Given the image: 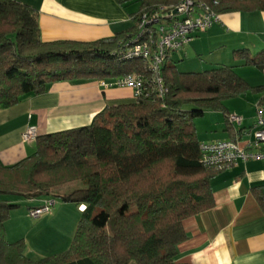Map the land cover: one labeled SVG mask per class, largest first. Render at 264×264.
Returning a JSON list of instances; mask_svg holds the SVG:
<instances>
[{
    "label": "trees",
    "instance_id": "16d2710c",
    "mask_svg": "<svg viewBox=\"0 0 264 264\" xmlns=\"http://www.w3.org/2000/svg\"><path fill=\"white\" fill-rule=\"evenodd\" d=\"M216 1L217 12L264 9V0ZM177 2L141 0L134 24L112 37L45 42L36 9L0 0V106L26 93H43L57 81L80 83L133 72L148 78L140 60L120 59L119 50L143 12ZM234 56L264 69V49H241ZM160 72L166 88L162 97L146 83L142 96L105 105L87 125L37 135L31 155L11 165L0 162V264H180L177 245L187 238L182 221L213 206L211 179L218 172L199 161L195 119L216 110L228 122L224 101L252 87L231 65L178 71L167 59ZM73 182L78 186L49 192ZM252 191L264 211V192L260 187ZM41 197L84 208L68 248L32 260L22 239L6 240L4 223L18 198Z\"/></svg>",
    "mask_w": 264,
    "mask_h": 264
},
{
    "label": "crops",
    "instance_id": "0c3cea01",
    "mask_svg": "<svg viewBox=\"0 0 264 264\" xmlns=\"http://www.w3.org/2000/svg\"><path fill=\"white\" fill-rule=\"evenodd\" d=\"M18 1L37 10L40 38L45 42H91L112 37L134 24L133 15L141 3V0ZM241 49L251 53L264 49V9L249 6L220 11L217 21L207 30L195 34L177 56L168 58L177 70L179 65L193 68L182 71L231 65L252 87L224 101L229 113L241 117L239 124L227 122L224 114L216 110H206L195 119L199 142L231 139L228 125L234 138H248L255 120L256 104L264 116V69L245 64L235 57L234 52ZM99 81L52 82L43 93H26L14 104L0 106V162L11 165L35 151V139H22L28 126L36 127L37 136L87 125L105 105L134 99L131 88H103ZM209 118L213 121H208ZM240 129L242 133L236 134ZM253 187H260L264 192L262 160L238 162L216 172L211 179L214 204L183 219L187 238L177 245L175 262L264 264V211L253 194ZM45 198H29L33 204L27 209L40 205ZM58 203L46 215L49 220L58 214L57 217L68 216L70 223L76 224L80 215L77 206L69 202ZM6 240L12 242L8 237Z\"/></svg>",
    "mask_w": 264,
    "mask_h": 264
},
{
    "label": "built area",
    "instance_id": "2783aa9c",
    "mask_svg": "<svg viewBox=\"0 0 264 264\" xmlns=\"http://www.w3.org/2000/svg\"><path fill=\"white\" fill-rule=\"evenodd\" d=\"M216 0L210 3L200 0H178L177 3L160 4L152 12H143L136 21L135 32L119 50L120 59L140 60L145 78L140 73L100 79L103 88L128 87L137 98L145 94L148 83L152 92L162 97L166 91L161 77V68L172 51L182 50L193 36L207 30L218 20L219 12L214 9ZM229 123L241 122L234 113L227 116ZM36 127L28 126L22 133L23 140L36 137ZM250 137L199 142L200 163L214 170H222L250 159L264 161V116L258 104L255 106V120L249 130ZM55 197H48L40 205L27 209V215L39 217L49 214L56 204ZM84 205H79L82 210Z\"/></svg>",
    "mask_w": 264,
    "mask_h": 264
},
{
    "label": "rangeland",
    "instance_id": "374dc122",
    "mask_svg": "<svg viewBox=\"0 0 264 264\" xmlns=\"http://www.w3.org/2000/svg\"><path fill=\"white\" fill-rule=\"evenodd\" d=\"M180 51L170 52L169 57L173 58ZM192 69L186 65L178 66V70L181 71ZM208 121H213V118H209ZM75 186H78L77 182L54 187L49 192L51 194L61 193ZM58 202H60L59 199L56 201L57 205L59 204ZM15 203L16 206L9 209V217L4 223L5 237L12 239L11 241L22 239L24 253L30 259L37 260L43 256L64 251L68 248L73 238L77 222L76 224H72L67 219L68 216L62 219L57 217L58 214L51 220H49V216H46L48 214L39 217L27 215L26 217L27 207L31 206L33 201H30L28 198H18ZM54 206L53 208L55 209L56 206ZM36 223L38 224L35 226Z\"/></svg>",
    "mask_w": 264,
    "mask_h": 264
}]
</instances>
